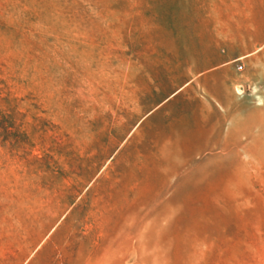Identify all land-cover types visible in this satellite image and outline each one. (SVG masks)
Masks as SVG:
<instances>
[{
  "label": "rangeland",
  "instance_id": "obj_1",
  "mask_svg": "<svg viewBox=\"0 0 264 264\" xmlns=\"http://www.w3.org/2000/svg\"><path fill=\"white\" fill-rule=\"evenodd\" d=\"M0 264H264V0H0Z\"/></svg>",
  "mask_w": 264,
  "mask_h": 264
},
{
  "label": "built area",
  "instance_id": "obj_2",
  "mask_svg": "<svg viewBox=\"0 0 264 264\" xmlns=\"http://www.w3.org/2000/svg\"><path fill=\"white\" fill-rule=\"evenodd\" d=\"M239 68H240V69L242 68V64L239 65Z\"/></svg>",
  "mask_w": 264,
  "mask_h": 264
},
{
  "label": "water",
  "instance_id": "obj_3",
  "mask_svg": "<svg viewBox=\"0 0 264 264\" xmlns=\"http://www.w3.org/2000/svg\"><path fill=\"white\" fill-rule=\"evenodd\" d=\"M177 92V91H176Z\"/></svg>",
  "mask_w": 264,
  "mask_h": 264
}]
</instances>
